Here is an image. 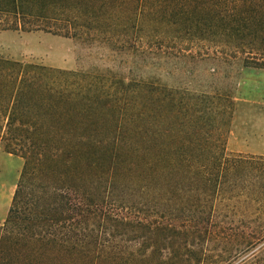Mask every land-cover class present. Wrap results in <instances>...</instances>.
Returning a JSON list of instances; mask_svg holds the SVG:
<instances>
[{
	"label": "trees",
	"instance_id": "trees-1",
	"mask_svg": "<svg viewBox=\"0 0 264 264\" xmlns=\"http://www.w3.org/2000/svg\"><path fill=\"white\" fill-rule=\"evenodd\" d=\"M0 29L140 48L149 70L164 48L264 69V0H0ZM150 72L126 85L0 56V145L24 159L0 264H205L222 229L208 206L264 207V156L203 137L204 116L179 122ZM240 236L249 249L264 229Z\"/></svg>",
	"mask_w": 264,
	"mask_h": 264
},
{
	"label": "rangeland",
	"instance_id": "rangeland-1",
	"mask_svg": "<svg viewBox=\"0 0 264 264\" xmlns=\"http://www.w3.org/2000/svg\"><path fill=\"white\" fill-rule=\"evenodd\" d=\"M81 39L64 37L45 31H14L0 29V56L37 62L49 67L93 73L98 76L122 78L127 85L131 79H144L148 72L156 74L163 93L171 91L178 121L186 120V113L204 116L206 134L203 137L222 142L229 153L264 156V69L244 66L239 59L227 60L196 49L189 56L181 49L168 55L166 50L149 70L140 48L126 47L117 51L100 41L89 43ZM203 52V53H201ZM105 81L100 83L104 88ZM128 92L125 93L127 96ZM164 95V98L166 96ZM24 159L5 151L0 145V224L8 216L13 195L19 180ZM214 207L212 228L222 227L221 232L201 242L205 264H264V253L256 262V254L264 239L254 240L256 245L244 249L242 231L264 229V207L245 206L223 201ZM155 204L140 206L151 211ZM138 208H136L137 210ZM251 264V263H249Z\"/></svg>",
	"mask_w": 264,
	"mask_h": 264
}]
</instances>
